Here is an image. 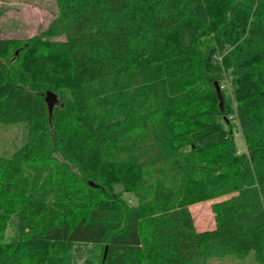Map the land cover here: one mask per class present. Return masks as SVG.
I'll use <instances>...</instances> for the list:
<instances>
[{"label":"trees","instance_id":"1","mask_svg":"<svg viewBox=\"0 0 264 264\" xmlns=\"http://www.w3.org/2000/svg\"><path fill=\"white\" fill-rule=\"evenodd\" d=\"M56 3L0 38V122L27 130L0 156V264H73L77 243L99 264H264V0ZM211 198L198 230L189 206Z\"/></svg>","mask_w":264,"mask_h":264},{"label":"rangeland","instance_id":"2","mask_svg":"<svg viewBox=\"0 0 264 264\" xmlns=\"http://www.w3.org/2000/svg\"><path fill=\"white\" fill-rule=\"evenodd\" d=\"M58 8L56 0H0V38L26 39L46 29L49 23L57 16ZM62 38V37H57ZM222 99L223 95L221 93ZM226 97L231 96L226 89ZM53 105L57 99L53 95ZM234 145L238 151L245 150L242 132L236 119L230 122ZM26 126L24 122L1 123L0 122V156H9L15 149L22 145L26 139ZM122 198L128 204H136L138 194L125 190L122 185L116 186ZM218 199V198H217ZM215 199H204L192 203L189 210L193 217L196 229H210L214 226V213L212 202ZM16 219L13 218L6 230V240L16 237ZM98 252L91 250V246L77 243L73 249V264H99ZM207 264H256L252 255L241 259L233 255L224 257H212Z\"/></svg>","mask_w":264,"mask_h":264},{"label":"water","instance_id":"3","mask_svg":"<svg viewBox=\"0 0 264 264\" xmlns=\"http://www.w3.org/2000/svg\"><path fill=\"white\" fill-rule=\"evenodd\" d=\"M214 84H215V89H216V91H217L218 97H219V99H220L219 105H220V107H222V105H223V99H222V96H221L220 87H219V85H218L217 82H215ZM45 99H46V102H47V104H48L49 111H51V110H52V107H53V102H52L53 94H52V92L47 91V92H46V97H45Z\"/></svg>","mask_w":264,"mask_h":264},{"label":"crops","instance_id":"4","mask_svg":"<svg viewBox=\"0 0 264 264\" xmlns=\"http://www.w3.org/2000/svg\"><path fill=\"white\" fill-rule=\"evenodd\" d=\"M199 230V229H198Z\"/></svg>","mask_w":264,"mask_h":264}]
</instances>
